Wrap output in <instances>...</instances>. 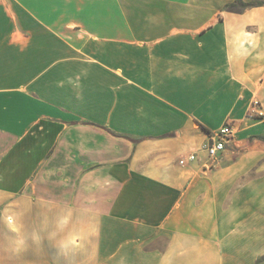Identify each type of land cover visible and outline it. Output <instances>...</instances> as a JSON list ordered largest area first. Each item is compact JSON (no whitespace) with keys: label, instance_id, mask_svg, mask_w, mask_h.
<instances>
[{"label":"crops","instance_id":"1","mask_svg":"<svg viewBox=\"0 0 264 264\" xmlns=\"http://www.w3.org/2000/svg\"><path fill=\"white\" fill-rule=\"evenodd\" d=\"M242 1L0 0V264H264V0Z\"/></svg>","mask_w":264,"mask_h":264},{"label":"built area","instance_id":"2","mask_svg":"<svg viewBox=\"0 0 264 264\" xmlns=\"http://www.w3.org/2000/svg\"><path fill=\"white\" fill-rule=\"evenodd\" d=\"M252 110L254 115L264 117L261 103L258 100L253 102ZM235 134L236 128L232 124L226 123L220 130L210 134L209 142L204 144L199 151L191 153L187 159L181 160L180 164L185 165L187 162L196 161L199 152H205L211 159L217 160L227 145L234 143Z\"/></svg>","mask_w":264,"mask_h":264},{"label":"trees","instance_id":"3","mask_svg":"<svg viewBox=\"0 0 264 264\" xmlns=\"http://www.w3.org/2000/svg\"><path fill=\"white\" fill-rule=\"evenodd\" d=\"M238 4L242 5L244 8L254 6V5H259L260 3L252 2V3H244L242 0H237L236 3H234L232 6L235 7Z\"/></svg>","mask_w":264,"mask_h":264}]
</instances>
